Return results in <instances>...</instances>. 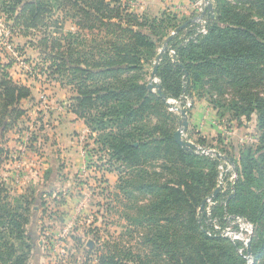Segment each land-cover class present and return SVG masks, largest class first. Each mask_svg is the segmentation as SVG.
Here are the masks:
<instances>
[{
    "label": "trees",
    "instance_id": "1",
    "mask_svg": "<svg viewBox=\"0 0 264 264\" xmlns=\"http://www.w3.org/2000/svg\"><path fill=\"white\" fill-rule=\"evenodd\" d=\"M130 1L0 0L13 38L39 52L47 79L74 93L69 110L89 129L97 168L118 174L111 193L117 205L110 210L127 225L103 244L100 229L84 232L96 242L86 247L85 264L93 258L98 264H249L241 242L214 231L210 219L225 226L228 216L254 225L252 264H264V0H211L215 20L206 21L207 33L189 23L158 68L167 100L208 97L221 117L240 127L257 117V143L233 141L230 151L220 149L228 161L181 147L175 140L180 115L148 89L167 39L196 13L183 19L168 11L139 14ZM55 18L76 31L53 32ZM14 62L0 63V163L11 157L6 133L26 113L20 103L32 97L8 73ZM222 178L212 216H200ZM37 205L32 193L14 196L0 176V264H39L28 230ZM40 207L48 213L47 202Z\"/></svg>",
    "mask_w": 264,
    "mask_h": 264
},
{
    "label": "crops",
    "instance_id": "2",
    "mask_svg": "<svg viewBox=\"0 0 264 264\" xmlns=\"http://www.w3.org/2000/svg\"><path fill=\"white\" fill-rule=\"evenodd\" d=\"M164 1L168 5H173L174 9L173 11L164 9L162 12H171L182 19L190 18L195 13L191 0ZM148 2H150V0H131V10L139 14L147 13V11H144V8L147 7L146 5ZM205 7L206 4L203 3L201 6V13ZM139 9H143V12H138ZM201 13H196V17L201 15ZM208 19L209 18L205 17L198 23L202 25ZM0 22H5L3 16H0ZM60 23V27H65L66 24H70L71 30L69 31H76V28L71 22L60 21ZM2 34V29H0V37ZM12 40L13 36L11 37V41ZM2 47L6 46L0 42V51L3 49ZM6 49L12 55H16L17 51L13 49L12 44L11 49ZM7 60L8 59H5L0 52V63L7 64L9 63ZM14 61L8 73L14 81L30 87L32 90V97L21 101L20 108L26 113L17 122L15 127L6 133V142L4 146L8 148V150H11L10 146L15 147L19 151L18 154L22 155V157H20V160L14 161L13 156H15V154L12 153L11 161L7 162L12 170L7 171L8 173L5 174L4 177L7 179V183L12 189L14 196L32 193L37 197L38 205L34 208L35 213L28 227L29 235L32 238V244L35 248L34 261H39V258H41L42 261L43 253H46L45 242L42 241V234L40 232V226L43 222V217L41 216L42 208L40 205L42 201L47 202L48 200L55 203V198H53V196L61 189H69L73 195L71 197H66V199L63 198L64 201H62L61 206L58 208V212L56 213L57 216L53 222V224H56L53 232H59L61 229L65 228L70 233L73 232V235H77V238L82 237L83 242H86L92 248L91 241L86 239V235L83 231L86 232L88 229L98 228L95 220H92L94 214H96L95 208L93 207L95 201L93 196H91L89 204H83L84 206L82 209L80 206L78 207L79 198L74 196V194L79 190L80 196L85 194V188L82 186L87 182L85 181L79 188L75 185L77 184L75 180L86 179V176H97L101 169L97 168L99 163L92 153L89 157L90 161L92 159L94 160L92 163L89 161L87 163L82 157L81 149L84 146L82 145V139L85 134H87L89 138V142L86 143L87 148L91 150L95 146L93 140L90 139L89 129L85 122L69 110L71 98L74 96V93L70 88H64L58 82H52L47 79L36 80L34 73L29 74L25 67L17 63L16 60ZM31 63L34 65L33 62ZM33 68L35 71V66H33ZM50 82H52L51 85L49 84ZM43 95L46 96V102L41 101ZM39 103L40 105H38ZM37 112L41 114L40 120L42 123L44 121L48 124L46 131L44 124L39 131L36 130V126L33 131V127L29 121L32 119H30V117L37 115ZM226 120L225 117H221L218 114L208 97L194 99L193 109L189 112V128L184 135V139L197 145H199V140H203L208 148L217 151L229 146L230 140L229 138L227 139L228 136H232L234 142L245 145V139L250 137L248 133H240L238 128L235 127H233L229 133L228 130H230L233 121L230 123V121ZM52 124L53 132L48 133V127ZM25 125H28L27 128L23 127ZM235 125L236 123H234V126ZM16 129H18V133L15 132ZM49 136L54 137V139H51L52 143L50 144L48 139ZM63 158L65 160H63ZM228 168L230 169L231 167L229 166ZM221 169L224 170V167L222 166ZM85 170H88L87 174ZM104 173L108 175V179L105 180L107 182L109 181V187H111L113 193L118 182V174L116 172H107L106 170ZM222 181L223 178L221 179V182ZM81 183H83V181H81ZM32 190L34 192H31ZM75 226H80L82 229H77ZM76 231L77 233H75ZM75 242L77 244L76 239Z\"/></svg>",
    "mask_w": 264,
    "mask_h": 264
},
{
    "label": "rangeland",
    "instance_id": "3",
    "mask_svg": "<svg viewBox=\"0 0 264 264\" xmlns=\"http://www.w3.org/2000/svg\"><path fill=\"white\" fill-rule=\"evenodd\" d=\"M192 1V7H194V11L195 13L199 14L201 13V6L203 4L202 0H191ZM147 7L144 8V11H147L148 15H161V12L164 9H168L173 11L174 6L171 4H167L164 0H150V2L147 3L146 5ZM138 12H143V9H139ZM163 13V12H162ZM194 13V14H195ZM199 16V15H198ZM4 29L6 26V22L2 23ZM61 23L60 20H58V18H55L52 25H51V29L53 32L60 34L62 32H67L69 30H71V25L70 24H66L65 27H60ZM8 29V28H7ZM9 30V29H8ZM2 38V39H1ZM8 42L9 40L8 38H3V36L0 37V42L4 43V42ZM10 43L13 45V49L16 52L15 54H11L6 48L7 47H2L3 49H1V55L3 57H5V59H8L7 61L10 62L11 59L14 60H18L17 63H20V61H26L28 62H33L35 66V71H34V75H35V79L39 80V79H47V76L41 72L42 68H40V66L43 62L40 59V54L39 52L35 51L34 49H32L31 47H29L28 44H26V40L19 38V37H14L13 40L11 41L10 39ZM19 58V59H18ZM16 63V64H17ZM38 66V67H37ZM41 77V78H39ZM50 81V79H47ZM52 81V80H51ZM53 82V81H52ZM52 82H50L49 84L51 85ZM40 105V103L38 104ZM193 109V105L190 108L189 112H191V110ZM40 115L39 112H37L36 116H32L30 117V124L33 127V131L35 129V126L37 127V131H39L41 129V127H43L44 124V128L45 131L47 130V126L48 124H46L47 122L42 123V121L40 120ZM225 118L227 119L226 121H228L230 118L229 116H225ZM44 119V116H43ZM231 123V122H230ZM234 123H236V125L234 126ZM28 126V125H27ZM27 126H23L24 128H27ZM30 126V125H29ZM238 128V131L240 133H248V135L250 136L248 139H245L244 144H255L257 143L258 140V133H257V117L254 116L252 121L250 123H246L244 126H239V124L235 121H233L232 126L230 127L229 133L231 132L232 128ZM18 129L15 130L16 133ZM53 132V124L50 125L48 127V133H52ZM87 134H85L83 136L82 139V145H84L81 149V154L82 157L84 158V160L88 163L89 162H93L94 160L92 159L90 161V154L92 153L91 150H89L87 148V152H85V146L87 147L86 143L89 142V138L88 135L86 137ZM47 137V136H46ZM227 137V136H226ZM54 139L53 136H49V144L52 143L51 139ZM229 138L230 143L228 144L229 146L225 148L226 151H230L231 150V145L232 142L234 141L232 136H228L227 139ZM10 145V143H9ZM11 150L10 151V159L12 158V153L15 154V156H13V160H20L22 157V155L18 154L19 151L13 147L10 146ZM8 150V148L5 147V150ZM6 150V151H7ZM40 152V151H39ZM10 159L8 160H2V162L0 163V176H4L5 174H7V171L12 170L11 167L7 164V162L11 161ZM63 160H65L63 158ZM88 165V164H87ZM10 168H9V167ZM93 166V165H92ZM86 169V168H85ZM230 170V169H229ZM88 170H85V173L87 174ZM105 172V168L99 170L98 175L96 176H86V179H77L75 180V182L77 184V187H81L82 184L85 183V181L87 182L84 186L85 188V194H83L82 196H80V190L75 192L76 194H74V196H77L79 199L78 202V207L80 206V208H83V204H89V200H91V196H93L94 198V203H93V207L95 208V212L96 214H94V218L92 220H95V223H97V227L98 229H100V234L102 236V244L108 240L112 239V236L114 237H118L122 234V232L124 231V226L127 225V222L120 218V213L117 212V209H111V207H116V203L113 202V198H112V190L111 187H109V181L107 182L105 179H108V175ZM234 174L230 177V180L233 178ZM81 181H83V183H81ZM81 183V184H80ZM80 184V185H79ZM79 187V188H80ZM60 191V192H59ZM58 192H56V195L53 196V198H55V203L51 200L47 201V205L49 207L48 209V213H44L43 208L41 209V213H42V217H45V221H46V225H47V229H45L44 235L41 236L42 241L45 242V246H46V253H43V260L41 261V258H39V263L40 264H85L87 263V260H89V257L86 254V247H90V245H88L87 243L83 244H76L75 239L77 238V235H73L74 233H70L69 231H67V229H61L59 232H53L55 229L54 227H56V224H53L54 219L57 216V212H58V208L61 206L62 201H64V199H66V197H71L73 194H71V192L68 190H59ZM64 198V199H63ZM60 204V205H58ZM63 205V204H62ZM120 211V210H118ZM41 217V218H42ZM50 219V220H49ZM56 221V220H55ZM83 226V225H82ZM77 229H82V227L80 228V226H75ZM74 228V227H73ZM90 230V229H88ZM85 232V231H83ZM77 233V231L75 232ZM254 234V233H253ZM253 237V236H252ZM86 239L89 241H91L92 243V247L96 246V242L93 238L92 235H88L86 236ZM231 240V238H229ZM234 242V241H233ZM236 242V241H235ZM246 249L243 245V250ZM44 250V249H43ZM240 250V253H243ZM247 250V249H246ZM45 255V257H44ZM247 258V255H246ZM248 260V258H247ZM37 261V260H36ZM253 263V259L251 261ZM249 264L250 261L248 260ZM90 264H98L97 263V258H93L92 261L90 259Z\"/></svg>",
    "mask_w": 264,
    "mask_h": 264
},
{
    "label": "water",
    "instance_id": "4",
    "mask_svg": "<svg viewBox=\"0 0 264 264\" xmlns=\"http://www.w3.org/2000/svg\"><path fill=\"white\" fill-rule=\"evenodd\" d=\"M203 3L206 4L205 9L203 10V12L201 13V15H199L198 17H196L193 20H190L188 23L183 24L182 26H180L179 28H177L174 33L167 39L164 47L162 48L159 56L157 57V60L155 62V66L151 75V81L148 85V89L151 91H157L161 97L163 98V100L166 102L168 108L173 111L176 112L180 115V121H179V128L177 130V132L175 133V140L176 142L183 147L184 149L188 150V151H194V152H201L203 154L206 155H212L215 156L221 160H225L228 161V157H226L225 155H223L221 152L214 150V149H210V148H203L191 141L185 140L184 139V135L187 133L188 128H189V111L186 108H179L177 105L173 104L172 100H167L165 94L162 92V88L161 85L158 83V68H159V64L160 61L163 57V55L165 54L167 47L169 45V43L175 38L176 35H178L180 33L181 30L185 29L189 23H198L200 21H202L205 17L210 18L212 20H215V10H214V6L211 0H202ZM236 175V174H235ZM237 178V175H236ZM224 186V181H222L219 185V187L217 188V190L215 191L213 197L209 200L214 201V199L218 196V194L220 193L221 189ZM233 195H231L232 197ZM207 200V202L209 201ZM204 202L200 211H199V215L200 216H204L207 212H206V203ZM247 258L250 261V263H252V251H251V245L250 243L247 245Z\"/></svg>",
    "mask_w": 264,
    "mask_h": 264
},
{
    "label": "built area",
    "instance_id": "5",
    "mask_svg": "<svg viewBox=\"0 0 264 264\" xmlns=\"http://www.w3.org/2000/svg\"><path fill=\"white\" fill-rule=\"evenodd\" d=\"M0 29H2V36L3 38H8L9 43L6 41L3 44L8 48L11 49V43L10 39L12 37V34L10 30H8L6 27L4 29L2 23L0 22ZM201 34H206V22L202 24V27L200 29ZM174 54V51L171 52ZM19 59V58H18ZM18 61V60H17ZM20 64L25 67L28 70L29 74L34 73L33 64L31 62L20 61ZM42 102H46V96L41 97ZM173 104L177 105L179 108H186L188 111L193 105V101L190 98H185V100H172ZM85 152H87V147L85 146ZM236 179V175L233 176L231 179L234 181ZM215 205L214 201L209 200L208 201V207L206 209V214L208 217L212 216V207ZM210 221L213 224L214 231L218 233L221 237L225 238H231L232 241L241 242L245 248H247V245L251 242V238L253 236V233L255 231L254 225L248 221L247 219L243 217H233L228 216L227 217V224L225 226H222L221 223L217 219H210Z\"/></svg>",
    "mask_w": 264,
    "mask_h": 264
}]
</instances>
